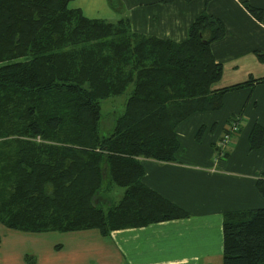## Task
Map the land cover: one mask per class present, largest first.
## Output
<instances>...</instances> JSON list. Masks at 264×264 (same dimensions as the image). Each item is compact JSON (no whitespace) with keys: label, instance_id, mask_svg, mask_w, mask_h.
I'll use <instances>...</instances> for the list:
<instances>
[{"label":"trees","instance_id":"1","mask_svg":"<svg viewBox=\"0 0 264 264\" xmlns=\"http://www.w3.org/2000/svg\"><path fill=\"white\" fill-rule=\"evenodd\" d=\"M71 1L0 0V224L109 237L186 218L142 184L140 160L174 162L176 126L220 110L226 93L264 85V78L213 89L222 66L210 46L226 31L207 13L195 18L186 41L173 43L133 34L127 18L86 19L68 8ZM107 1L113 10L120 6ZM243 7L263 20L249 0ZM123 95L122 115L101 136V102ZM248 143L260 149L264 128L255 124ZM261 177L256 187L264 199ZM114 189L122 190L121 200L104 203ZM222 238V264H264V208L224 217Z\"/></svg>","mask_w":264,"mask_h":264},{"label":"crops","instance_id":"2","mask_svg":"<svg viewBox=\"0 0 264 264\" xmlns=\"http://www.w3.org/2000/svg\"><path fill=\"white\" fill-rule=\"evenodd\" d=\"M244 1L118 0L120 6L113 10L107 0H72L68 8L89 20L116 23L127 18L133 34L173 43L187 40L200 14L216 17L226 31L210 46L222 66V77L213 86L217 90L264 78V61L256 55L264 54V16L256 21ZM249 4L264 11V0ZM236 116L238 131L222 147L228 122ZM255 124L264 128L262 84L226 93L220 110L194 113L176 126L179 148L174 162L140 160L142 184L182 209L186 218L113 231L109 237L96 230L75 232L81 237L73 239L68 252L60 245L43 248L35 238L43 234L0 224V264H222L224 217L264 208L256 187L264 173V143L256 150L248 143ZM111 194H103L104 203L112 202Z\"/></svg>","mask_w":264,"mask_h":264},{"label":"rangeland","instance_id":"3","mask_svg":"<svg viewBox=\"0 0 264 264\" xmlns=\"http://www.w3.org/2000/svg\"><path fill=\"white\" fill-rule=\"evenodd\" d=\"M126 98V95H123L120 97L110 98L101 102L102 116L98 128L99 134L101 136H108L112 132L115 119L121 116L124 111ZM34 141H36V143H42V140L40 138H36L34 139ZM121 192V189H116L112 192V203H117V201L121 197ZM80 237L81 235L75 233H49L43 234L41 236H35V238L38 239V242L42 241L43 248H50L56 245H60L61 249L63 248L64 251L67 250V252L68 249H70V247L73 245L71 243L73 239H78Z\"/></svg>","mask_w":264,"mask_h":264},{"label":"built area","instance_id":"4","mask_svg":"<svg viewBox=\"0 0 264 264\" xmlns=\"http://www.w3.org/2000/svg\"><path fill=\"white\" fill-rule=\"evenodd\" d=\"M237 131H238L237 122L231 123L228 126V129L226 130V133L224 134L223 139L221 141L222 147L226 146L229 143V141L231 139V135L234 133H237Z\"/></svg>","mask_w":264,"mask_h":264}]
</instances>
